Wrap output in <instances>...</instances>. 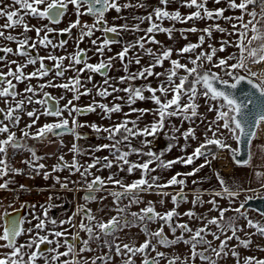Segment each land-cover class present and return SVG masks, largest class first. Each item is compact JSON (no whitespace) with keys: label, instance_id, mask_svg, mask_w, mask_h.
<instances>
[{"label":"snow or ice","instance_id":"obj_1","mask_svg":"<svg viewBox=\"0 0 264 264\" xmlns=\"http://www.w3.org/2000/svg\"><path fill=\"white\" fill-rule=\"evenodd\" d=\"M172 2L174 0H159L160 6L153 8L147 15H133L131 17L121 14L125 9L142 8L144 7L143 3L133 4L132 0H127L126 3H121L120 0H10L7 8L0 7V18H4L6 21L0 25V38L15 42L17 45L15 50L12 47H0V63L7 68L6 72L0 70V102L5 105L4 108H0V116H2L0 118V136L6 134L5 138L0 139V180L3 181L0 183V190L15 191L10 187L15 183L11 177L23 174V169L11 165L10 152L28 151L31 158L25 159L22 163L30 168L33 173L40 174L46 165L39 162L41 157L37 155L34 148L27 145V140L52 143L55 140H50L49 137L59 139V137L68 134L74 137V143L70 149L73 160L69 164L65 161L64 156H60L52 172H62L67 169L70 175L79 173L81 179L73 181L65 178L61 181L60 177L56 176L54 177L55 183L59 184L65 191L86 190L83 197L86 202L97 201L96 194L106 192L113 198V206L116 211V215L110 217L107 222H101L96 220V216L93 215L90 208L83 205L78 206L73 216L59 222L61 228L67 224L69 226L67 229L49 231L48 224L56 225L57 221L48 218V208L51 207L48 205L44 208L42 216L32 214V219L36 220V223L25 230L23 225L25 222L31 223V220L10 213L8 208L14 207L13 204L4 205L0 202V208L4 209L3 213L0 214V219L4 221L0 225V228L3 229L0 233V264H38L39 261H43V264H113L115 257H120L122 264H136V257L141 258L140 264H196L197 260L201 264H220L229 254L235 259L236 264H241L240 252L237 249L240 247L249 248L254 233L245 232L244 226L239 225L237 220L239 218L245 219L248 228L255 229V234L264 236V224L247 217L243 211L245 203L230 208L219 206L217 197L227 198L234 205L236 198L243 190L238 185H229L219 172H216L215 175L220 190H212L210 193L212 198L207 201L208 204L212 205L209 211H218V216L208 219L189 210L184 215L192 220L206 221L203 227L194 230L188 223L178 222L181 214L176 211L181 203L188 202L187 194L184 191L187 186L186 179L179 177L194 176L203 167H211L212 160H216L220 152L223 151L230 154L237 166L251 165L253 158L251 149L249 148L248 159L240 160L237 156L241 149L239 147L233 148L229 140L235 141L237 145L248 144L250 146L257 135L253 129L264 123V71H253L252 69L253 65H264V0H239V2L227 0L229 9L240 12L238 16H225L226 9L223 8L210 10L207 7L208 0H179L182 7L194 9L189 14L182 16L179 10H168V5ZM220 2L221 0H215L217 4ZM3 3L4 0H0V5ZM69 6H72L76 20L64 29L50 27L48 24L41 27L30 26L26 20V17L45 19L51 25H58L68 13ZM85 7L86 11H82ZM257 8L259 11L256 10ZM112 10L115 11L116 16L112 17L110 23L106 17ZM84 15L90 16L93 23L82 24L80 18ZM246 16L248 17L247 20H245ZM220 19L235 20L236 23L231 25L232 31L222 28L218 23H213L202 30L196 27L181 30L182 33L202 31L209 38L212 37L213 31L227 33L229 37H235L234 40L220 41L219 49L209 44L210 51L202 50L197 53L196 50L202 48L205 42V35H201L199 43H189L176 50L178 57H183L186 53L190 54L187 63H181L180 59H172L173 49L163 47L161 42L155 38L156 33H166L169 39H172V33L175 30L174 25L173 27H164L165 20L188 23L189 21H218ZM116 21L123 22L118 24ZM144 24H147V27H141ZM16 28H23V32L20 34L22 38L12 35L11 31L6 34L5 30H15ZM77 28L79 29L76 41L77 50L74 53L67 56L49 54L47 57L32 55L30 50H35L38 47L64 48L67 43L66 40H60L54 44L50 36L54 33L61 36L64 34L71 35L72 30ZM33 30L36 32L35 40L27 35L29 31ZM41 32L44 33L43 36H41ZM96 32H101L102 37L91 39V43L95 46L94 51L101 57H103L105 50H112V45L121 43L115 37H119L125 32H142L144 35L139 36L135 41L124 44L122 50L115 56L102 58L100 62L92 64L87 60V50L80 49L79 44L83 42L85 37L92 38L95 36ZM146 44L159 45L160 48L154 51L153 48L146 47ZM228 47H233L236 51L223 57L217 56L218 51L225 52ZM136 48L149 56L152 62L149 66L133 73L129 72L128 65L133 62L139 65L141 55L137 54L133 61V58H129L128 54ZM8 54L25 58V62L20 63L16 59L9 61ZM192 54H194V58ZM45 59L55 63L51 66H45ZM65 59L69 61L67 66L63 63ZM116 59L120 60L125 73H127V75L119 77L118 80L120 84L126 85L123 88L111 84V78L108 76V72L113 66V60ZM38 61L39 68L36 71L24 72L28 65H36ZM165 61H169L171 65L166 72H153L154 68L163 67ZM189 63L192 67H188ZM11 65H16L14 70ZM78 65H83V67H76ZM69 70L75 72L76 75L66 78V82L55 83L50 78L47 82L36 86L30 83L33 78L43 80L53 71H55L56 78H63ZM181 70H183V75L180 74ZM84 72L96 73L105 77L104 85L108 87L96 88L95 95L106 99L113 96L114 93L124 92L125 97L115 96L114 100L124 101L129 106L135 104L137 100H150L157 106L153 113L157 119L150 125L141 128L138 121L144 113L152 110L132 108L131 111L141 113L135 120L125 118L109 126H100L94 122L91 124L81 123L79 119L81 116L94 113L97 109H100L102 116L108 119H111L113 113L123 111L122 105L115 102L109 106L106 103L93 100L86 107L78 106L75 102L79 101L81 96L93 94V89L87 88L85 81L81 80ZM152 76L157 79L164 76L165 79L161 80L155 88L151 84L135 85L136 80H147L148 77ZM86 80L90 83L92 76L89 75ZM25 81L29 83L23 92L18 91L17 85ZM243 83L249 85L250 90L245 91L242 87ZM47 87L70 92L72 98L61 106L59 101L65 97L62 95L59 99L54 98L49 92L44 91ZM237 89L240 90L242 96L237 95ZM145 91L150 95L146 97ZM157 92L160 95H157ZM169 95H171V99L168 98ZM198 97H203L206 102H209V111H215L216 116L213 120L207 121L206 130L203 133L204 139L191 155L174 161H163L161 159L163 153L157 155L151 149L147 152L142 150L143 147L151 145V141L147 138L152 137L154 139L158 133L164 132L165 121L173 117L181 119V125L178 127L170 124L171 135L165 133L166 138L178 142L182 137L186 142L183 146L185 150L189 146L187 141L198 139L194 128L189 127L187 130L181 131L184 121L193 122V118H199L201 123H205V118L198 113L200 107L197 103ZM182 100L184 103H181ZM210 102H217L218 106L214 107ZM28 105H39L42 110L34 108L31 111H26ZM24 112L31 118V123L21 130V136L18 138L12 129L19 125L20 113ZM124 115L127 117L130 113H124ZM40 116L54 117L55 122L45 123L33 133L30 130L39 121ZM84 127H90L98 136L101 132L106 133L104 138L110 143L97 146L95 151L108 149L112 153L113 159L93 156L92 162L89 164H81L76 159L77 156L83 155V150L75 141H79L85 135L78 131ZM209 132L211 136L208 135ZM135 137L144 138L141 148L131 146L130 141ZM59 142L63 145L62 140ZM173 146V144H169L168 150H171ZM124 148L128 150H124ZM261 151H264V145L261 146ZM132 154L147 155L150 159L143 163L132 162L128 159ZM201 157L205 161L203 164L191 172L177 173L166 182L161 183L162 178L158 175H150L156 172L157 168L170 169L175 163L190 165L194 163V160ZM153 163H156V167H150ZM98 165L99 170L111 169L115 165L120 171L126 170L129 175L140 170L141 176L131 183H125L123 179H116L115 173H110L107 178H104L92 172V169L97 168ZM123 165H127V169ZM43 174L45 179L51 175L47 171ZM254 174L261 179V186L264 187V171H255ZM193 183L196 184L197 181H193ZM80 184L83 185V188L76 187ZM173 186H179V190L175 194L165 191V189ZM20 189L28 191L24 185H20ZM143 194L160 196L159 203L162 206L165 200L170 197L174 207L167 212L160 213L156 211L155 203L149 200L139 212H129L128 209L132 205H139L144 202ZM106 198V196H100L99 200L103 201ZM51 199L50 196L49 200ZM247 199H251V197ZM124 200H127L128 203L123 204ZM192 203L193 205L205 203L199 191L194 195ZM28 207L29 205L24 204L21 206V210ZM35 207V205H31L32 209ZM230 210L237 213L238 216L226 218L225 213ZM77 215L82 217L78 225L75 223V216ZM174 218H176L175 221ZM157 222L160 223L159 228L151 231L148 227L149 224ZM211 226H215L216 231H212ZM132 227H141L146 236L145 241L139 246L117 243L116 241L119 239L117 234ZM165 227L169 228L173 238H169L165 233ZM77 228L78 231L73 233L72 230ZM178 229L180 235L177 236ZM80 232L86 233L87 239H83ZM229 232L231 235H228ZM238 233H244L245 238H241ZM25 234L29 236L27 242L18 243V238ZM208 235H211L213 240H208ZM221 236L224 239H221ZM215 240L220 241L218 246H213ZM232 240L237 241V243L230 246L229 241ZM92 243H96L101 249L106 248L107 251H102V254L95 257L82 255L95 251L91 247ZM181 243L188 246L189 255L183 257L180 255L169 256L167 252L157 250L158 245L172 249ZM77 244L80 245L79 250H77ZM61 248L65 250L61 252ZM260 250L264 251V248ZM153 252L156 253L155 256L151 255ZM242 264H264V258L247 256L243 258Z\"/></svg>","mask_w":264,"mask_h":264},{"label":"rangeland","instance_id":"obj_2","mask_svg":"<svg viewBox=\"0 0 264 264\" xmlns=\"http://www.w3.org/2000/svg\"><path fill=\"white\" fill-rule=\"evenodd\" d=\"M126 2H127V0H124L122 3H126ZM237 2H239V0H237ZM132 3L133 4L143 3L144 7L125 9L121 14L122 16H126V17H131L133 15L145 16L149 12H151L153 10V8L160 6L159 0H132ZM207 7L210 10H216V9H220V8L226 9V11L224 13L225 16H238V15H240L239 11H233V10L228 8L227 0H221V2L219 4L215 3V0H208ZM168 10L169 11L179 10L181 12L182 16L189 14L190 11H194V9L190 10V9L182 7L180 5L179 0H174V2L170 3L168 5ZM256 10L259 11V8H257ZM109 16H110L109 21L112 22V17L116 16L115 11L112 10L111 15H109ZM2 21H4V20H2ZM122 22L123 21H116V23H118V24L122 23ZM213 23H218L222 28H225L228 31H232L231 25L233 23H236V21L235 20L226 21V20L220 19L218 21L198 20V21H189L188 23H179V22H171V21L165 20L163 23L164 27H173V25H174L175 30L172 33V39H169V37L166 33H156L155 38H156V40L161 42V45L163 47H170L173 49L172 59H180L181 63H187L188 62L187 58L190 54L186 53V54H184L183 57H178L176 54V50L184 47L185 45H187L189 43H199V37L201 35H205V42H204L202 48L196 50L197 53H199L202 50L203 51H210V49L208 48L209 44H212L214 47L219 49L220 48V41H222V40H234L235 39L234 36L229 37L227 35V33H221V32H217V31H213L211 38H209L202 31H197L195 33H192V32H183L182 33L181 32L182 29H188L191 27H196L197 29L202 30V29L208 27L209 25H211ZM0 25H2V24H0ZM141 27H147V24H144ZM5 31H6V34L9 31H11L12 35L17 36L18 38H22V36H20V34L23 32L22 29H17L15 31L14 30L13 31L12 30H5ZM27 35L31 36L29 34V32L27 33ZM141 35H144V33H142V32L141 33H130V32L123 33L121 35L123 38V41L120 44L115 46V48L117 49L116 51L122 50V47L124 44L135 41ZM185 36L187 37L186 39L184 38ZM4 41H6V40H4L3 38H0V44L1 43L4 44L3 43ZM6 42H9V41H6ZM4 45L7 46L8 44H4ZM11 47H16V44H14V43L11 44ZM49 47L47 49L50 50ZM146 47H151V48H153L154 51L157 50V48H160L159 45H154V44H146ZM235 51H236L235 48L228 47V48H226L225 52H219L218 51L217 56L223 57V56H226V55L233 53ZM43 53H41L42 57H45L44 54L46 55V53H44V54ZM137 54L141 55V63L139 65H137L133 62L130 65H128L129 72H133V73L137 72L141 68L149 66L150 63L152 62L151 58L149 56L143 54L142 50H140L138 48L130 51L128 54V57L133 58V61H134V58ZM9 55L10 54H8V60L10 58H13L12 55H10V56ZM192 55L194 58V54H192ZM93 57H94V59L97 60V61L95 60V63L100 62V60L98 59L96 54H94ZM18 61L20 63H24L25 58L19 57ZM44 62L50 63L52 65L54 64L51 60H48V59H45ZM37 64L34 67H29L27 70H25V73H31L33 71H36L39 68V61ZM15 67L16 66H14L13 69H15ZM170 67H171V65H170L169 61H165L163 67H156L153 69V72L163 73V72H166V70L169 69ZM188 67H192V65L189 63ZM205 67H208V65H205ZM0 70H3L6 72L7 68L3 67V64H2V66L0 67ZM180 74L181 75L184 74L183 70H181ZM125 75H127V73H125L123 66H121V68H119V72L114 76V78L119 79V77H122ZM221 75H223V73H221ZM50 78L53 79V81L56 83L55 71L50 73L49 76L44 77V83L47 82L48 79H50ZM66 78L63 77V78H58V79L59 80H64V79L66 80ZM224 78L227 79V77H224ZM33 79H36V78H33ZM164 79H165L164 76L159 77V79H157L155 76H152V77H148L147 80H136L135 85L136 86H142V85L151 84L152 87L155 88L158 85V83ZM178 82L179 81L177 80V83ZM28 83H29L28 81L27 82L25 81L24 83H19L17 85L18 86L17 90L20 92H23L24 88L26 87V85ZM30 83L32 84L31 81H30ZM125 86L126 85L123 84V87H125ZM48 90H52V88L47 87L44 89V91H48ZM144 95L147 97L150 94L145 91ZM157 95H160V93L157 92ZM119 96L125 97L126 94L124 92H122V94H120ZM36 98H42V97H36ZM168 98L171 99V95H169ZM96 101L106 103L109 106H111L113 103L111 100H108L107 98L102 99L99 96L97 97ZM115 103H120L122 105L123 111L121 113H113L111 116V119L103 117L101 110L97 109L96 112L91 113L90 115H87V116L85 115V116L81 117V120L82 121L88 120L91 123L94 122L97 125L100 124L101 126H109L110 124L120 122L125 118H127L129 120H135V119H137L138 116L141 115V113L131 111L132 108H135V109H151L152 110L150 112L144 113L142 115V118L138 121L139 126L141 128H143L145 125H150L151 122H153L154 120L157 119V117L153 115V113L156 111L157 106L150 100H147V99L144 101L137 100L136 103L131 105V106H129L127 103H125L124 101H121V100H116ZM181 103H184V100H182ZM197 103L200 105V107L198 108V113L205 118V123H201L199 118H193V122H189V121L183 122V126L181 127V131L187 130L189 127L194 128L195 134L198 138L196 140L190 139L189 141H187V144L189 146L187 147L186 150L183 148V146L185 145L186 142L182 137L177 142V141H173V140L166 138V135H165V133H167L169 136L171 135V132L169 129L170 124H174L178 127L181 125V119L176 118V117H173L170 120L165 121L164 132L158 133L154 139L152 137H148L147 139L151 141V145L149 147H143L142 150L144 152H147L151 149L152 151L156 152L157 155H160L161 153H163V155L161 157V159L163 161H174V160H177L178 158L191 155L193 150L204 139L203 133L206 130L207 121L213 120L216 116L215 111H209V107H208L209 102H206L203 97H198ZM210 103H212V105L214 107L218 106L217 102H210ZM4 107H5V105L1 102L0 108H4ZM38 107H39V105H28L26 111H31L34 108L42 110ZM124 113H130V115L125 117ZM23 114H26V112H24ZM100 117H103V119H99ZM129 126H131V125H129ZM30 131L33 132V129H31ZM90 131H92V130H90ZM81 133L85 134L84 132H81ZM208 135L211 136V133L209 132ZM5 136H6V134H5ZM5 136H0V139L5 138ZM99 138H100V134L98 136L97 134H95L92 131V132H89V134L87 136L85 134L79 141H75L78 144V146L83 150V155L76 157V159L79 160V162L81 164L91 163L93 156L101 157V158L108 157L109 159H113V155H112V153H110V151L108 149H103L101 151H95V148L97 146L110 143V142H108L109 140L105 141V140H102ZM143 139H144L143 137L132 138V140L130 141L131 146L135 147V148H141ZM61 140L63 141V145H61V147L58 150H55L54 152L53 151H45L44 154L41 155L40 150L35 149L37 155L39 157H41L39 162L46 165V168L44 170H41L40 174L43 176L44 175L43 173L45 171L52 173L53 180H54V176L55 177L59 176L57 174H65L68 171L67 169H65L62 172H52L53 167L58 163V158L60 156H64L65 161L68 162L69 164L73 160V154L70 152V149L72 148V145L74 143V137L72 135L66 134L62 137H59V139H56V141H58V142ZM229 143L232 144L233 148L238 147L237 143L235 141L229 140ZM59 144H61V143L59 142ZM169 144L174 145L171 148V150H168ZM262 145H264V134L258 133L257 137L254 139L252 146H251L253 158H252L250 166H242V167L235 166V164L233 163V161L229 157V153L227 151H223V152H220V154L216 160H212L211 167H208V166L203 167L194 176H187V177L181 176V177H179V178L186 179L187 186L184 189V191L187 194L188 202L187 203H181L180 206L178 208H176V211L181 214L179 219H178V222L179 223H188L189 226L195 230L197 228L203 227L204 223L206 221L201 222L199 220H192L188 216L184 215V213L188 212L189 210H192V211L196 212L198 216H204V217H207L208 219H211L212 217L219 215L218 211H209V209L212 208V205L207 203V201L212 198L210 195L212 190H220V185H219L217 177L215 175L216 172H219L220 176L229 185H238L243 189L241 191L240 195L236 198V203L234 205H232L231 202L227 198L217 197L216 198L217 202L221 208L238 207L240 203H245L248 200L247 199L248 197L256 198V197H260V196L264 195V187L261 186L262 181H261V179L257 178L254 174L255 171H264V151H261ZM124 150H128V149L124 148ZM10 153H12V152H10ZM30 158H31L30 153L28 151H20V152H17V154H15L14 156H13V154L11 155L10 163L13 167L22 169L23 166H26L24 163H22V161H24L25 159H30ZM128 159L132 162L143 163V162L149 160L150 157H148L147 155L139 156L136 154H132L128 157ZM204 162H205L204 158L201 157L198 160H194V163L190 164V165H185L183 163H175L172 165V167L170 169L157 168V171L151 173L150 175L160 176L162 178L160 182L163 183V182H166L167 180H169L172 176L176 175L177 173L184 174V173H188V172L193 171L194 168L198 167L199 165L203 164ZM123 167L125 169H127V165H123ZM150 167H156V163H153L152 165H150ZM92 172L95 175H99V176H102L104 178H107L110 173H115V178L116 179H123L125 183H131L132 181L139 179L141 176L140 170H136V171H134L133 174L129 175L126 170L120 171L119 168L116 167L115 165L111 169L104 168L103 170H99V165H98L97 168L92 169ZM76 176L78 177L79 180L81 179L79 176V173H76ZM59 177L66 178V176H61V175ZM89 179H91V177H89ZM193 181H197V183L194 184ZM115 190H119V189H115ZM178 190H179V186H173L172 188L165 189V191H168L172 194H175ZM197 191L200 192L203 200L205 201V203L203 205H193V203H192L193 197ZM96 195L98 198L97 201L86 202L82 197V198H80L79 205H83V206L90 208L92 210L93 215L96 216L97 221L107 222L110 219V217L116 215V211H115L114 206H113V198L110 195H108L106 192H100V193H97ZM50 196L52 197L51 200H49ZM100 196H106L107 198L104 199L103 201H100L99 200ZM142 198L144 201L143 203H141L139 205H132L128 209V211L129 212H139L141 208L146 206L147 201H149V200H151L155 203L156 211L160 212V213L167 212V211L173 209V207H174L173 203L171 202L170 197H168L165 200V203L163 206L161 204L159 205V201L161 199L160 196H157L154 194H143ZM39 199H40L39 202L31 204V205H35L36 207L34 209L30 208V211L33 212L34 214H36L37 216H40V214L42 215L44 208L48 207V205H51V207L48 208V218L53 219L52 218V212L54 210H56L55 208L59 205V203H58L59 199H58V196H56V193H54L53 191L41 192ZM60 201H61V199H60ZM127 203H128L127 200L123 201V204H127ZM11 204L14 205L13 208H15L17 206L18 207L21 206L19 201L15 200L13 198V196L11 199ZM246 215L248 218H250L254 221H259L260 223L264 224V216L258 214L257 212L249 210L246 212ZM237 216H238V214L235 213L234 211H231V210L225 213L226 218L227 217H237ZM81 218L82 217L79 215V219H78L79 223L81 221ZM175 220H176V218H174V221ZM85 223H87V221H85ZM237 223L241 226H244L245 232L254 233V235H252V237H251L252 244L249 248L245 249L243 247H240L237 249V251L240 252L241 264H242L243 258L247 257V256H255L258 258H264V251L260 250V249L264 248V236H260L259 234H255L256 230L248 228L246 225V220L243 218H239L237 220ZM48 226L50 227V226H52V224L49 223ZM159 226H160L159 222H157V223L149 224L148 227L151 231H155L159 228ZM30 227H31L30 224L26 223V229H28ZM211 228H212V231H216L215 226H211ZM164 231L169 236V238H173L168 227H165ZM238 234L241 236V238H245L244 233H238ZM117 235H118L119 239H125V238L126 239H135L137 246L142 244L146 239V236H145L144 232L141 230V227H132L130 229H125V230L119 232ZM176 235L177 236L180 235L179 229L177 230ZM228 235H231V232H229ZM23 237H25V239H26L29 236L27 234H25ZM50 238H52V237H50ZM207 239L213 240V237L211 235H208ZM221 239H224V237L221 236ZM219 243H220L219 240H215V241H213V246H218ZM236 243H237V241H235V240L229 241L230 246L234 245ZM167 253L169 256L180 255L183 257L186 255H189L188 246H185L184 244L181 243L177 246H174L172 249L167 250ZM155 254L156 253L153 252L152 256H155ZM139 259H141V258L139 257ZM196 264H201V262L199 260H197ZM220 264H236V261L229 254V256L226 257L224 260H222L220 262Z\"/></svg>","mask_w":264,"mask_h":264},{"label":"flooded vegetation","instance_id":"obj_3","mask_svg":"<svg viewBox=\"0 0 264 264\" xmlns=\"http://www.w3.org/2000/svg\"><path fill=\"white\" fill-rule=\"evenodd\" d=\"M123 1L124 0H120L121 3ZM9 2H10V0H4L3 5H0V7L7 8L8 5H9ZM82 11H86V7L84 9H82ZM109 15H111V12H109L107 14L106 18L108 20H109V17H110ZM1 19L4 20V21H2ZM80 19H81V23L82 24L83 23H87V24H92L93 23V19L90 16H87V15L81 16ZM26 20H27V22L29 23L30 26L34 25L36 27H41L42 25L48 24L50 27H54V28H57V29H64V28H67L71 22H74L76 20V15L74 13V10H73L72 6H69L68 13L62 19V22L60 24H58V25H51V24H49V21H47L45 19H36V18L26 17ZM5 22L6 21H5L4 18H0V24H4ZM17 29H22L23 30V28H16L15 30H17ZM78 33H79V29L77 28V29H73L72 30V34L71 35L64 34L63 36H61L58 33H54V34H52L50 36V38L53 40L54 44H57L60 40H66L67 43L64 46V48H55L54 49V48H52L50 46L49 47L50 50H49V49L44 48V47H38L37 49L30 50V51L32 52L33 56H38V57H42L41 53H43V52L46 53V55L43 53L45 57H47L49 54L56 55V56H67L69 54L74 53L77 50L76 41H77ZM29 34L31 35L30 37H32L33 40L36 39V32L34 30L33 31H29ZM43 34L44 33L41 32V36H43ZM96 37H102V33L101 32H96L95 36H93L92 38L85 37L83 42L79 44V48L80 49L87 50V60H88L89 63H92V64H96L97 63V62L95 63L96 59H94V57H93L94 54H96L98 59L101 60L102 58L106 59L109 56H115L116 53L119 52V51H116L117 49L115 48V46L118 45V44H114V45L111 46L112 50L111 51L105 50V52L103 54V57H101L100 54H98V53H96L94 51L95 46H93L92 43H91V39H95ZM115 38L119 39L121 42L123 41L122 36L115 37ZM3 43L4 44H8L7 47H11V44H13V43L16 44L15 42H11V41H9V42L4 41ZM4 44L1 43L0 47H5L6 45H4ZM12 48L15 50L17 48V45H16V47H12ZM12 59L18 60L19 57L18 56H13V58H10L9 61L12 60ZM52 62L55 63L54 61H52ZM63 63H64V65L67 66L69 64V61L67 59H65L63 61ZM44 64H45V66H51L52 65V64L47 63V62H44ZM1 66H2V63H0V67ZM14 66H16V65H11L12 68H14ZM34 66L35 65H28L24 69V72L29 67H34ZM121 66H123V65H122V63L120 62L119 59L113 60V66L108 72V76L111 78L110 79V83L115 85L116 87H119V88H122L123 84H120L118 82L119 79H115L114 76L119 72V68H121ZM76 67H83V65H78ZM75 75H76L75 72L69 70V71H67L65 73V78L66 77L67 78L73 77ZM89 75L92 76V81L90 83L87 82V80H86V78ZM104 79H105V77H103L100 74L84 72L83 75L81 76V80L85 81V85H86L87 88H92L93 89V94L83 95V96L80 97L79 101H76L75 103L78 106H80V107H86L90 103H92L93 100L96 101V99L98 97L97 95H95L96 88L108 87L107 85H104ZM31 82H32L33 86H36V85H38L40 83H44V78H43V80L32 79ZM61 82H66V80L65 79L64 80H59L58 78H56V83H61ZM14 83H15V81H14ZM17 89H18V86H17ZM109 90L111 91V88H109ZM82 91H83V89H82ZM45 92H49L54 98H57V99H59V97H61L63 95L65 97V99H60V101H59L61 106H63L67 102L68 99L72 98V93L65 92L63 89H59V88H52V90H48V91H45ZM120 94H122V92L114 93L113 96H109V97H107V99L111 100L112 102H116V100H114V97L115 96H119ZM38 108H40V106ZM98 110H100V109H98ZM90 114H87V115H90ZM20 115H21V120H20L19 125L12 129L13 131L16 132V135H17L18 138L21 136V130L25 129V126L27 124L31 123V118H29L26 114L20 113ZM65 115H67V113H65ZM81 117H83V116H81ZM81 117L79 118L81 123L91 124V122L88 121V120L82 121ZM0 118H2V116H0ZM99 119H103V117H100ZM52 122H55V118L54 117L40 116L39 121L32 128L33 129V133L36 131L37 128H39L43 124L52 123ZM98 125H100V124H98ZM90 130H92L90 127H84V128L78 129L79 132H84L86 134V136L89 134V132H92ZM105 136H106V133L101 132L99 139L108 141L107 139L104 138ZM49 139L50 140H55V142L44 143V142H41L39 140H30L29 139V140H27V145L32 147V148H34V149L40 150L41 155L44 154L45 151H53L54 152L55 150H58L61 147V144H59V142L56 141L55 138L49 137ZM108 142H110V141H108ZM12 154L14 156L17 153H10V158H11ZM22 169H23V174L21 176L25 177V176H36V175H38V174L33 173L31 171V169L30 168L28 169V167H26V166H23ZM57 175L66 176V178H68L70 180H73V181H78L79 180L78 177L76 176V174L75 175H70L69 171H67L65 174H57ZM52 176L53 175L51 173V175L49 176L48 179L52 180L54 182V184H56L55 181L53 180ZM43 177H44V175H43ZM61 178H63V177H60V179ZM70 187H72V185H70ZM76 187L83 188V185L82 184L76 185ZM13 189H15V191H12V192L7 191V192L10 195H12L13 198H17V194H18V192L21 189L20 188H13ZM26 189H28V191H26L25 196L23 198H17L15 200L19 201L21 206L24 205V204L29 205V207L26 208L27 212H26L24 217H26L28 220H31V223H29L31 227L36 223V220L32 219L33 212L30 211L31 204H34V203H37V202L40 201L39 196H40L41 192L53 191L54 193H56V196H58L59 205L55 208L56 210H54L52 212V218L55 219V220L58 219L59 222L62 221V220H67L69 217L73 216V214L76 212L77 207L78 206H82V205H79L80 198L84 197L85 194H86V190L72 192V191H65L61 187L60 188H56V189L55 188L45 189V188H37V187H28ZM0 191H3V190H0ZM60 199H61V201H60ZM159 205H160V203H159ZM21 206L20 207L17 206L15 208H13V207L12 208H8V211L10 213H13L15 211L21 210ZM40 216H42V215L40 214ZM78 219H79V215L75 216V223L77 225L79 224V220ZM59 222H57L56 225H52L49 231H52V230L59 231V230L67 229L69 227L67 224H64L63 228H61ZM26 223L27 222H25V224L23 225L25 230H27L26 229ZM159 225H160V223H159ZM72 231L74 233V232L78 231V228L77 229H73ZM23 236L24 235H22L21 237L18 238V243L27 242L29 237L25 239V237H23ZM80 236L83 239H87V235L84 232H80ZM61 239H63V238H61ZM116 242L117 243H129V244L137 246L135 239H126V238L125 239H118ZM101 243H102V241H101ZM153 243H155V241H153ZM52 247H55V245H52ZM79 247H80V245L77 244V250H79ZM91 247L95 251L89 252V253H83L82 255L88 256V257H95L96 255L102 254V251H107L106 248L101 249L100 247H98V245L96 243H92ZM64 250H65L64 248L60 249L61 252H63ZM157 250L158 251L167 252V250H169V249H166L163 246H159L158 245L157 246ZM151 255H152V253H151ZM140 260L141 259H139V257H136V264H140ZM38 264H43V261H39ZM113 264H122L121 258L120 257H115Z\"/></svg>","mask_w":264,"mask_h":264},{"label":"crops","instance_id":"obj_4","mask_svg":"<svg viewBox=\"0 0 264 264\" xmlns=\"http://www.w3.org/2000/svg\"><path fill=\"white\" fill-rule=\"evenodd\" d=\"M248 17H245V20H247ZM253 71H264V65H253L252 66ZM262 134V133H259ZM15 183L10 185L11 188H20V185H24L25 188L28 187H37V188H45V189H51V188H60V185L54 184V182L50 179H45L41 174H38L36 176H21L16 175L14 177H11ZM7 179V178H5ZM65 178H61V181H63ZM3 181L0 180V183ZM12 196L7 191H0V202H2L4 205H8L11 203ZM4 211L3 208H0V214H2ZM57 222H59L58 219H56ZM4 221L0 219V225H2ZM51 226H48V230H50ZM3 229L0 228V233H2Z\"/></svg>","mask_w":264,"mask_h":264},{"label":"water","instance_id":"obj_5","mask_svg":"<svg viewBox=\"0 0 264 264\" xmlns=\"http://www.w3.org/2000/svg\"><path fill=\"white\" fill-rule=\"evenodd\" d=\"M219 87H223L222 85H218ZM242 87L245 91H248L250 90V86L247 85L246 83H243L242 84ZM237 91V95L238 96H242V93L240 92L239 89L236 90ZM256 95H259L258 93H256ZM251 107V106H249ZM256 133H257V130L258 128H255L253 129ZM254 140H252L251 142V145L249 146L248 144H240V145H237L241 151L239 153V155L237 156L238 159L240 160H247L248 159V152H249V148L251 149V146H252V143H253ZM229 157H230V154H229ZM231 158V157H230ZM232 160V159H231ZM233 161V160H232ZM234 163V162H233ZM235 164V163H234ZM235 166H237L235 164ZM238 167H242V166H238ZM255 211L257 212L258 214L264 216V195L260 196V197H256V198H251V199H248L246 202H245V208H244V212L246 213L247 211ZM27 212V209H23V210H18V211H15L13 212L14 214H17L19 216H22L24 217L25 214Z\"/></svg>","mask_w":264,"mask_h":264},{"label":"bare ground","instance_id":"obj_6","mask_svg":"<svg viewBox=\"0 0 264 264\" xmlns=\"http://www.w3.org/2000/svg\"><path fill=\"white\" fill-rule=\"evenodd\" d=\"M258 133L264 134V124L263 123L259 126Z\"/></svg>","mask_w":264,"mask_h":264},{"label":"built area","instance_id":"obj_7","mask_svg":"<svg viewBox=\"0 0 264 264\" xmlns=\"http://www.w3.org/2000/svg\"><path fill=\"white\" fill-rule=\"evenodd\" d=\"M17 195H18V197H24L25 196V192L19 191Z\"/></svg>","mask_w":264,"mask_h":264},{"label":"trees","instance_id":"obj_8","mask_svg":"<svg viewBox=\"0 0 264 264\" xmlns=\"http://www.w3.org/2000/svg\"><path fill=\"white\" fill-rule=\"evenodd\" d=\"M213 150H215V149H213Z\"/></svg>","mask_w":264,"mask_h":264}]
</instances>
